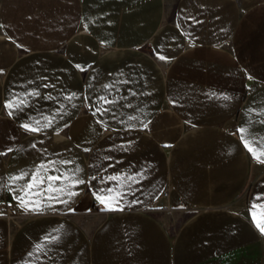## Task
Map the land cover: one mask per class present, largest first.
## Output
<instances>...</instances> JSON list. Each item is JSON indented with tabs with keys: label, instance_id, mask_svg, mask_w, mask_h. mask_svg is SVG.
<instances>
[{
	"label": "crops",
	"instance_id": "obj_1",
	"mask_svg": "<svg viewBox=\"0 0 264 264\" xmlns=\"http://www.w3.org/2000/svg\"><path fill=\"white\" fill-rule=\"evenodd\" d=\"M258 223L264 0H0V264H264Z\"/></svg>",
	"mask_w": 264,
	"mask_h": 264
},
{
	"label": "snow or ice",
	"instance_id": "obj_2",
	"mask_svg": "<svg viewBox=\"0 0 264 264\" xmlns=\"http://www.w3.org/2000/svg\"><path fill=\"white\" fill-rule=\"evenodd\" d=\"M101 99H103L105 103H109V101H107L103 97ZM12 106H13L12 104L6 105V107H12ZM23 127H25L27 130H30V131H36L37 130L35 128H31L28 124L23 125ZM240 131L243 133L245 130L241 129ZM242 139H244L243 136H242ZM245 146L249 148V151L250 152L253 151V149L251 147H249L247 141H245ZM253 154L255 156V153H253ZM256 158L259 159V157H256ZM65 163H69V162L66 161ZM41 167H43V166H41ZM22 178L23 177L21 176V177H13L11 179L15 180V179H22ZM62 178L67 179L66 177L42 176V175H40V172L37 171L36 173H34L32 175V181L27 185V189L30 191L32 188L37 187L39 184H43V183H45V181H47V183H48V189H50V190H60V191H63V189H54L53 188V185H54L55 181H57L59 179H62ZM76 183H83V181L82 180H79V181H76ZM109 191H111V190H109ZM70 194H74V193H70ZM98 199L101 200V203H105L106 204V208H111L112 207L111 205H108L107 204V202L105 201V199L103 197H98ZM257 227L260 228V230L262 232H264V226H261L258 223L257 224Z\"/></svg>",
	"mask_w": 264,
	"mask_h": 264
}]
</instances>
